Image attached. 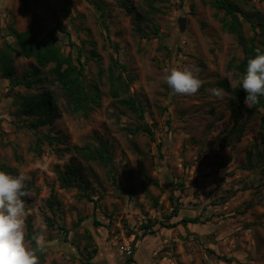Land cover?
Returning <instances> with one entry per match:
<instances>
[{"label": "rangeland", "instance_id": "rangeland-1", "mask_svg": "<svg viewBox=\"0 0 264 264\" xmlns=\"http://www.w3.org/2000/svg\"><path fill=\"white\" fill-rule=\"evenodd\" d=\"M213 1L0 2V48L14 46L12 30L40 40L61 27L68 35L56 31L57 46L82 67L85 88L99 95L87 116L76 117L50 85L51 66L30 89L14 82L35 67L33 60L12 53L14 79L0 74V170L28 177L26 235L30 229L42 237L39 264H264V110L249 116L250 107H240L241 132L233 131L231 91L242 79L230 64L243 51L222 30L229 18ZM229 1L264 25V0ZM242 27L251 39L250 25ZM115 62L125 69L115 75L129 82L123 98L143 108L142 120L110 96ZM186 66L198 68L204 84L194 96L174 95L164 76ZM214 87L227 94L223 100L210 94ZM43 90L54 93L58 117L32 129L34 119L18 112L19 96ZM84 146L104 147L107 165L80 159L74 148ZM71 166L82 189L61 185ZM182 219L197 224L159 225ZM148 222L151 231L143 230Z\"/></svg>", "mask_w": 264, "mask_h": 264}, {"label": "trees", "instance_id": "trees-1", "mask_svg": "<svg viewBox=\"0 0 264 264\" xmlns=\"http://www.w3.org/2000/svg\"><path fill=\"white\" fill-rule=\"evenodd\" d=\"M213 7L218 11H223L225 17L229 18L221 20L222 30L235 37L237 44L242 48L243 59L239 60L237 64L235 61L231 62L230 67L233 69L242 79L246 74L247 61L251 58H255V49L259 47L264 52V33L261 31V40L255 42L254 39L256 29L264 30V25H255L250 15L245 14L235 3L229 0H214ZM130 11L129 8H126ZM239 18L241 20H239ZM243 23L249 24L253 32V37L247 39L242 30ZM59 31L62 34L68 35L61 27H55L49 30L46 36L40 40L31 32L26 31L18 33L11 31V35L15 40L14 46H6L0 48V74L4 79L13 80L15 77V67L13 54L21 55L25 59L33 60L35 67L26 72L21 80H16L14 83L16 86H23L26 89H30L36 84H42L43 81L39 78L42 69H46L51 66L49 70L50 85H55L60 88V91L64 97L65 103L72 116L85 117L91 111L92 105L99 104V95L97 93L91 94L90 90H87L83 82V70L82 67L75 65L72 62L70 56H64L59 47L57 46L55 32ZM91 54L95 59L99 57L94 52V45ZM123 72L125 69L123 66H119L113 63L112 67L108 71V81L110 85V96L119 105L125 107L132 114L136 115L140 120L143 119V108L132 98H123L129 91V82L123 79L121 73L115 75L117 70ZM223 87L224 84L222 85ZM233 98V104L231 105V118L233 120V131L240 134L241 127L239 123V108L244 107V98L246 93L242 89V85L239 83L231 91ZM18 112L21 116L26 118H33L30 127L32 129L42 128L51 125L52 121L58 117L56 110V102L54 93L49 90H43L40 93L34 95L19 96ZM264 110V96L259 98V103L250 107L247 114L250 116L256 110ZM262 125H264V117L261 119ZM146 133L151 134L149 128H144ZM50 143L51 139L46 138ZM75 154L85 162H97L103 166H106L110 158L106 153L104 147L91 148L84 146L82 148H74ZM60 182L64 189L77 188L82 189L77 182L82 183V176L79 169L74 166L67 167L65 176H60ZM153 185L158 184L154 181ZM48 201L50 210H53L55 202ZM157 205V201H155ZM149 225L144 226L143 230L151 231L153 227L150 222ZM177 224H197V219H182L176 224L159 223L161 228H172ZM28 239L33 246L36 245L35 239L32 237V231L28 230Z\"/></svg>", "mask_w": 264, "mask_h": 264}, {"label": "clouds", "instance_id": "clouds-1", "mask_svg": "<svg viewBox=\"0 0 264 264\" xmlns=\"http://www.w3.org/2000/svg\"><path fill=\"white\" fill-rule=\"evenodd\" d=\"M255 58L247 61L246 74L239 82L246 93L244 104L252 107L264 96V52L255 49ZM198 68H172L164 80L174 95L194 96L203 86ZM210 94L223 100L227 95L222 88L209 89ZM23 173L12 175L0 170V264H39L38 253L43 252L40 245L42 237H34L36 247L26 235V203L28 195Z\"/></svg>", "mask_w": 264, "mask_h": 264}, {"label": "water", "instance_id": "water-1", "mask_svg": "<svg viewBox=\"0 0 264 264\" xmlns=\"http://www.w3.org/2000/svg\"><path fill=\"white\" fill-rule=\"evenodd\" d=\"M182 23H180V26H181Z\"/></svg>", "mask_w": 264, "mask_h": 264}, {"label": "built area", "instance_id": "built-area-1", "mask_svg": "<svg viewBox=\"0 0 264 264\" xmlns=\"http://www.w3.org/2000/svg\"><path fill=\"white\" fill-rule=\"evenodd\" d=\"M0 2H1V0H0ZM130 254V253H129Z\"/></svg>", "mask_w": 264, "mask_h": 264}, {"label": "bare ground", "instance_id": "bare-ground-1", "mask_svg": "<svg viewBox=\"0 0 264 264\" xmlns=\"http://www.w3.org/2000/svg\"><path fill=\"white\" fill-rule=\"evenodd\" d=\"M182 23V22H181Z\"/></svg>", "mask_w": 264, "mask_h": 264}, {"label": "crops", "instance_id": "crops-1", "mask_svg": "<svg viewBox=\"0 0 264 264\" xmlns=\"http://www.w3.org/2000/svg\"><path fill=\"white\" fill-rule=\"evenodd\" d=\"M2 1V0H1Z\"/></svg>", "mask_w": 264, "mask_h": 264}]
</instances>
